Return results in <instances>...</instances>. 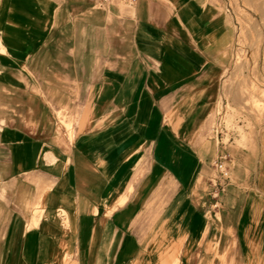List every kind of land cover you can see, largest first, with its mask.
<instances>
[{
    "label": "crops",
    "instance_id": "1",
    "mask_svg": "<svg viewBox=\"0 0 264 264\" xmlns=\"http://www.w3.org/2000/svg\"><path fill=\"white\" fill-rule=\"evenodd\" d=\"M224 3L0 0V264H264V122L218 123Z\"/></svg>",
    "mask_w": 264,
    "mask_h": 264
},
{
    "label": "rangeland",
    "instance_id": "2",
    "mask_svg": "<svg viewBox=\"0 0 264 264\" xmlns=\"http://www.w3.org/2000/svg\"><path fill=\"white\" fill-rule=\"evenodd\" d=\"M224 10L235 32L233 63L217 107L227 140L233 131L243 134L239 122L249 124L248 113L264 122V0H225Z\"/></svg>",
    "mask_w": 264,
    "mask_h": 264
},
{
    "label": "built area",
    "instance_id": "3",
    "mask_svg": "<svg viewBox=\"0 0 264 264\" xmlns=\"http://www.w3.org/2000/svg\"><path fill=\"white\" fill-rule=\"evenodd\" d=\"M100 5H107L112 0H96ZM216 169V176H214L210 182L212 184V190L210 192L213 199H215L214 205L216 206L219 194L226 189L227 184L232 177V164L227 157L220 158L214 162Z\"/></svg>",
    "mask_w": 264,
    "mask_h": 264
},
{
    "label": "bare ground",
    "instance_id": "4",
    "mask_svg": "<svg viewBox=\"0 0 264 264\" xmlns=\"http://www.w3.org/2000/svg\"><path fill=\"white\" fill-rule=\"evenodd\" d=\"M121 201V200H120ZM122 202V201H121Z\"/></svg>",
    "mask_w": 264,
    "mask_h": 264
}]
</instances>
